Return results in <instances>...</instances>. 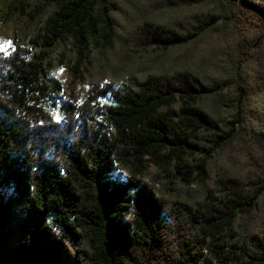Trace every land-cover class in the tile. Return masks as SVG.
<instances>
[{
	"label": "trees",
	"instance_id": "obj_1",
	"mask_svg": "<svg viewBox=\"0 0 264 264\" xmlns=\"http://www.w3.org/2000/svg\"><path fill=\"white\" fill-rule=\"evenodd\" d=\"M246 1L264 12V0ZM27 2L29 46L0 53V263L264 264L263 159L243 173L227 163L247 135V45L232 50L227 79L184 65L92 84L82 102L67 95L60 122L45 110L63 91L45 75L68 41L79 80L121 30L165 55L241 14L264 21L229 0H39L31 13Z\"/></svg>",
	"mask_w": 264,
	"mask_h": 264
},
{
	"label": "rangeland",
	"instance_id": "obj_2",
	"mask_svg": "<svg viewBox=\"0 0 264 264\" xmlns=\"http://www.w3.org/2000/svg\"><path fill=\"white\" fill-rule=\"evenodd\" d=\"M38 2L39 0H28L29 6L25 11L31 13ZM21 8H25V5L20 0H0V44L10 41L11 50L16 44L29 46L28 40L36 28V24H29L30 20L22 14ZM47 15L41 19L39 28L46 21ZM238 44L247 45L249 48L248 60L254 88L249 95L247 135L245 140L233 141L229 152L230 161L227 163L237 173H243L250 165L254 167L257 164V157H261L263 160L259 159L260 163H264V154L256 148L259 138L256 131L264 115V25L248 14H241L233 22L214 28L192 51L189 47H179L165 55L142 50L125 38L124 30H121L113 49L93 52L91 62L86 63L82 70L83 79L79 80L70 71L74 57L72 44L70 41L61 44L58 48V60L54 68L46 73L45 79L51 86L54 83L59 84L63 91L51 92L45 110L53 119L57 115L61 119L62 115L55 105L61 104L67 99V95L77 97L82 102L92 84L121 83L129 76L143 78L155 74L170 75L184 65L198 64L215 76L227 79L229 57ZM207 57H210L209 60ZM224 94L231 96L232 92L225 89ZM226 111L228 119L231 120L234 113L232 102H228ZM195 189L190 188L191 192ZM263 201L264 195L259 199V205ZM258 214L262 215L261 206L258 207Z\"/></svg>",
	"mask_w": 264,
	"mask_h": 264
},
{
	"label": "water",
	"instance_id": "obj_3",
	"mask_svg": "<svg viewBox=\"0 0 264 264\" xmlns=\"http://www.w3.org/2000/svg\"><path fill=\"white\" fill-rule=\"evenodd\" d=\"M232 3H236L240 6H242L243 8L251 11L252 13H254L257 17H259L261 20L264 21V12L254 6H252L251 4H249L246 0H229Z\"/></svg>",
	"mask_w": 264,
	"mask_h": 264
},
{
	"label": "snow or ice",
	"instance_id": "obj_4",
	"mask_svg": "<svg viewBox=\"0 0 264 264\" xmlns=\"http://www.w3.org/2000/svg\"><path fill=\"white\" fill-rule=\"evenodd\" d=\"M10 51H11V42H5L3 44H0V53L3 54V56L5 57V59H7L10 55ZM54 120L56 122H60V117L57 115L56 117H54Z\"/></svg>",
	"mask_w": 264,
	"mask_h": 264
}]
</instances>
